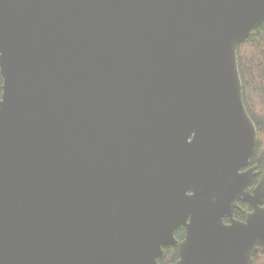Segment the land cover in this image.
I'll use <instances>...</instances> for the list:
<instances>
[{
  "label": "water",
  "instance_id": "obj_1",
  "mask_svg": "<svg viewBox=\"0 0 264 264\" xmlns=\"http://www.w3.org/2000/svg\"><path fill=\"white\" fill-rule=\"evenodd\" d=\"M263 23L264 0H0V264H253L237 50Z\"/></svg>",
  "mask_w": 264,
  "mask_h": 264
},
{
  "label": "trees",
  "instance_id": "obj_2",
  "mask_svg": "<svg viewBox=\"0 0 264 264\" xmlns=\"http://www.w3.org/2000/svg\"><path fill=\"white\" fill-rule=\"evenodd\" d=\"M237 54L244 105L258 132V141L251 165H256L261 175L264 171V23L239 45ZM2 86L3 77L0 70V98ZM245 209L250 208L246 204H241V209L237 211L242 218L245 216ZM185 233V229L180 228L175 236L181 241ZM178 260V248L172 246L164 249L159 262L160 264H175ZM253 264H264V252L259 250Z\"/></svg>",
  "mask_w": 264,
  "mask_h": 264
},
{
  "label": "flooded vegetation",
  "instance_id": "obj_3",
  "mask_svg": "<svg viewBox=\"0 0 264 264\" xmlns=\"http://www.w3.org/2000/svg\"><path fill=\"white\" fill-rule=\"evenodd\" d=\"M261 174H262V173H261ZM258 181H259V179H258L257 181H256V179H255V180H254V183H253V185H252V187L256 186V185L258 184ZM241 204H246V205H248V207L250 208V209H245V216H244V218H242L241 216H239V215L237 214V211L241 209ZM252 210H253V209H252V206H251L249 203L239 202V208H237V209L234 210V218H235L236 220H239V221H243V222H244V221L246 220L247 214L250 213ZM225 222H226V223H229L230 221H229V219H225ZM180 228L185 229V227H180ZM180 228H179V229H180ZM185 232H186V229H185Z\"/></svg>",
  "mask_w": 264,
  "mask_h": 264
}]
</instances>
